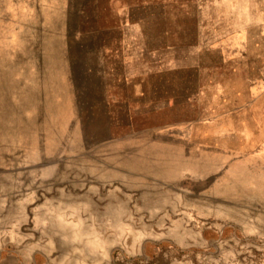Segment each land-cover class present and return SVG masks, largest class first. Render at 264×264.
I'll list each match as a JSON object with an SVG mask.
<instances>
[{
    "label": "rangeland",
    "instance_id": "rangeland-1",
    "mask_svg": "<svg viewBox=\"0 0 264 264\" xmlns=\"http://www.w3.org/2000/svg\"><path fill=\"white\" fill-rule=\"evenodd\" d=\"M0 264H264V0H0Z\"/></svg>",
    "mask_w": 264,
    "mask_h": 264
},
{
    "label": "trees",
    "instance_id": "trees-1",
    "mask_svg": "<svg viewBox=\"0 0 264 264\" xmlns=\"http://www.w3.org/2000/svg\"><path fill=\"white\" fill-rule=\"evenodd\" d=\"M164 245H166V243H163ZM161 246V245H160Z\"/></svg>",
    "mask_w": 264,
    "mask_h": 264
}]
</instances>
